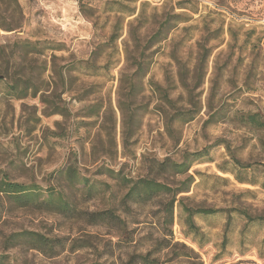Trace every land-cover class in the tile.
Segmentation results:
<instances>
[{
	"label": "rangeland",
	"instance_id": "1",
	"mask_svg": "<svg viewBox=\"0 0 264 264\" xmlns=\"http://www.w3.org/2000/svg\"><path fill=\"white\" fill-rule=\"evenodd\" d=\"M195 151L184 174L150 169ZM144 175L173 192L193 180L124 201ZM4 177L41 200L61 192L77 213L0 192L3 264H264V0H0ZM184 206L222 211L194 214L195 233ZM107 210L116 220L90 215ZM23 231L63 247L10 239Z\"/></svg>",
	"mask_w": 264,
	"mask_h": 264
},
{
	"label": "trees",
	"instance_id": "2",
	"mask_svg": "<svg viewBox=\"0 0 264 264\" xmlns=\"http://www.w3.org/2000/svg\"><path fill=\"white\" fill-rule=\"evenodd\" d=\"M167 24V21L164 20L158 30L152 35L150 41L148 43H152L158 40V36L161 35L164 25ZM136 70L135 74L141 72L143 70L144 65L143 61L139 60L136 61ZM204 155L202 151H195V152H185L182 155V159L180 162L174 161L168 157H165L161 161H154L151 163L150 169L151 171L157 170L160 172H170L171 174H184L189 169L191 163L195 160H198ZM239 166H244L239 161H235ZM66 174L69 176L68 178L77 179V175L73 172L70 168L67 169ZM191 176L187 177L186 181H184L183 186L178 190L173 192V189L169 187L167 184L158 181L153 177H149L144 175L140 177L129 185L127 192L125 193L123 200L127 202L133 203H144L150 201L156 196L162 194H169L174 193L177 194L178 192L184 191L187 189L189 183L192 182ZM188 185H187V184ZM36 185L24 184L15 181H10L7 178L0 179V192L9 200L18 206L26 207V206H43L47 210L61 213L65 216H75L77 211L71 204V201L61 192H51L47 194L44 199L39 198V192ZM173 202L174 198L170 200V202L164 205V212H165V220L172 221V214H173ZM186 215V224L189 229L195 233H198V228L195 226L193 221L194 214L203 213V214H211L215 213L217 209H207V208H188L186 206L183 207ZM242 214H246L247 218L250 220L256 219V217H251L244 211H239ZM95 221H104L116 220L115 214L111 210L101 211V212H94L90 213ZM11 240L14 242H19L21 240L24 244H26L30 249H35L40 251L43 254L54 256L56 255L59 250H61L62 243L60 239L56 238H48L46 236L41 235L40 233L33 232V231H23L19 233H14L10 237ZM136 258H139L143 264H157V261L153 263L148 259V254L146 255H136ZM0 257V264H3L2 259ZM131 262V261H130Z\"/></svg>",
	"mask_w": 264,
	"mask_h": 264
}]
</instances>
